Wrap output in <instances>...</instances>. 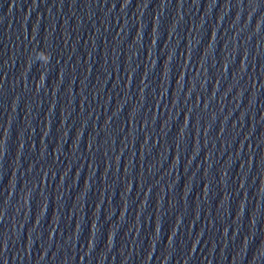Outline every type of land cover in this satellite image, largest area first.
<instances>
[{
  "label": "water",
  "instance_id": "obj_1",
  "mask_svg": "<svg viewBox=\"0 0 264 264\" xmlns=\"http://www.w3.org/2000/svg\"><path fill=\"white\" fill-rule=\"evenodd\" d=\"M0 264H264V0H0Z\"/></svg>",
  "mask_w": 264,
  "mask_h": 264
}]
</instances>
